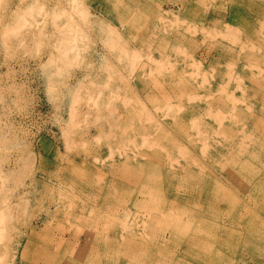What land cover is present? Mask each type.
I'll list each match as a JSON object with an SVG mask.
<instances>
[{
	"label": "rangeland",
	"instance_id": "1",
	"mask_svg": "<svg viewBox=\"0 0 264 264\" xmlns=\"http://www.w3.org/2000/svg\"><path fill=\"white\" fill-rule=\"evenodd\" d=\"M0 264H264V0H0Z\"/></svg>",
	"mask_w": 264,
	"mask_h": 264
},
{
	"label": "bare ground",
	"instance_id": "2",
	"mask_svg": "<svg viewBox=\"0 0 264 264\" xmlns=\"http://www.w3.org/2000/svg\"><path fill=\"white\" fill-rule=\"evenodd\" d=\"M154 187V186H153ZM151 189V188H150ZM159 190H157V192H158ZM164 192V191H163ZM162 192V193H163ZM150 193H152L153 194V192H151L150 191ZM149 193V194H150ZM155 194V193H154ZM158 196V195H157ZM165 196V195H164ZM155 197V196H154ZM159 198V197H158ZM160 198L161 199H159V200H161V201H163L161 204H166V203H168L169 202V199H166L165 198V200L161 197V195H160ZM198 198H200V197H198ZM148 199V198H147ZM152 199V198H151ZM154 200V199H153ZM172 200V199H171ZM150 202V201H149ZM153 202V201H152ZM136 203V202H135ZM151 204V203H150ZM157 204H160V202H158ZM169 204V203H168ZM167 204V205H168ZM137 205H140L139 204V202L137 203ZM155 205V204H154ZM157 206H159V205H157ZM164 206H166V205H164ZM136 207V206H135ZM139 207V206H138ZM140 207H142V206H140ZM154 207V206H153ZM137 208V207H136ZM160 209V208H159ZM151 210V209H150ZM162 210V209H161ZM162 211H164V210H162ZM157 212H158V210H157ZM179 223H183V222H181V221H178L177 222V224H175V226L173 227V233L174 232H176L177 233V231H183V232H185V233H187V232H189V231H191V228H189L188 226H186V225H182V224H179ZM189 245L190 246H195L196 245V242H195V240L194 239H189ZM108 248V247H107ZM109 249V248H108Z\"/></svg>",
	"mask_w": 264,
	"mask_h": 264
}]
</instances>
